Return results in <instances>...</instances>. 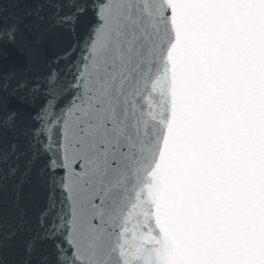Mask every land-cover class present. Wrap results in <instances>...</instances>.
I'll use <instances>...</instances> for the list:
<instances>
[{
    "label": "snow or ice",
    "instance_id": "6c2138e0",
    "mask_svg": "<svg viewBox=\"0 0 264 264\" xmlns=\"http://www.w3.org/2000/svg\"><path fill=\"white\" fill-rule=\"evenodd\" d=\"M0 264H264V0H0Z\"/></svg>",
    "mask_w": 264,
    "mask_h": 264
}]
</instances>
